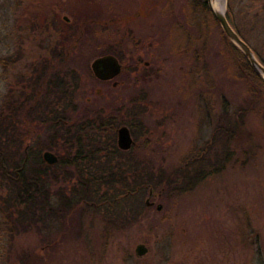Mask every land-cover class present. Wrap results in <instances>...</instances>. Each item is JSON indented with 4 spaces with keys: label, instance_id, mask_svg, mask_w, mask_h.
Returning a JSON list of instances; mask_svg holds the SVG:
<instances>
[{
    "label": "rangeland",
    "instance_id": "rangeland-1",
    "mask_svg": "<svg viewBox=\"0 0 264 264\" xmlns=\"http://www.w3.org/2000/svg\"><path fill=\"white\" fill-rule=\"evenodd\" d=\"M242 2L227 0V12L249 43L264 54V0H255L254 13L240 16ZM206 4L0 0V108L23 87L14 76L16 51L30 53V58L40 56V42L59 40L58 22L63 16L88 23L113 18L120 21L98 35L85 30L79 38V33L70 32V41H80L64 54L69 77L81 76L77 105L69 107L73 121L102 111L117 112L120 120L134 123L130 109L140 103L143 127L132 133L133 155L168 170L182 167L202 151L225 110L228 120H237L240 126L232 139L216 133L213 152L218 151L221 171L188 191L162 195L150 189L143 195L146 208L131 225L116 226L103 211L83 203L46 227L44 235L34 228L12 235L0 225V264H264V84L252 75H241L237 51L225 38L208 0ZM56 17L59 20L53 24ZM33 23L40 33H28ZM112 52L122 57L123 73L115 80L100 81L91 63ZM31 104L27 100V108ZM122 125L129 126L120 123L118 129ZM37 129L44 133L46 126ZM48 138L45 133L40 144H49ZM62 147L45 149L42 155L64 154ZM57 171L62 178V168ZM72 183L60 179L52 188H69ZM140 243L149 248L144 256L136 254Z\"/></svg>",
    "mask_w": 264,
    "mask_h": 264
},
{
    "label": "trees",
    "instance_id": "trees-1",
    "mask_svg": "<svg viewBox=\"0 0 264 264\" xmlns=\"http://www.w3.org/2000/svg\"><path fill=\"white\" fill-rule=\"evenodd\" d=\"M200 1L207 7L206 0ZM70 32H67V41L73 40ZM227 40L237 51L241 75H252L264 84V78L248 58ZM253 50L264 64L261 50L254 47ZM70 74L65 79L50 77L39 95L36 88L23 84L10 94L5 108H0V215L3 220L0 225L8 233L15 235L34 228L44 235L45 229L68 217L69 210L82 203L103 211L112 224L125 227L143 213L147 206L143 195L150 189L162 195L188 191L223 169V166L217 167L218 151L213 152L216 133L232 139L240 128L237 120H228V110L202 151L182 167L168 170L164 165L157 166L152 160L133 155L135 146L125 151L117 144L120 123L128 124L133 134L137 126L143 127L139 120L140 103H134L130 109L136 125L120 120L117 112L104 114L102 111L93 118L73 121L74 111L69 107L77 105L75 93L80 78L69 77ZM28 89L32 92L28 93ZM27 100L32 103L28 108ZM41 124H45L46 130L37 133ZM45 133L49 144L42 145ZM58 143L63 146L64 154H58V161L50 165L42 152L57 148ZM60 168L64 171L62 178L57 171ZM60 179L73 183L69 188L53 189V183L58 184Z\"/></svg>",
    "mask_w": 264,
    "mask_h": 264
},
{
    "label": "flooded vegetation",
    "instance_id": "flooded-vegetation-1",
    "mask_svg": "<svg viewBox=\"0 0 264 264\" xmlns=\"http://www.w3.org/2000/svg\"><path fill=\"white\" fill-rule=\"evenodd\" d=\"M87 1H90V3H91L92 1H97V0H87ZM242 4H243V6H242L241 10H239L240 16L248 15L249 13H254V7L257 5L255 0H243ZM225 13H226L227 18H228L230 24L232 25V27L236 30V32L240 35V37L253 49V47L251 46V44L248 41V38L241 32L239 26L236 24V19L233 16H231L230 14H228L227 8H226ZM57 19L58 18L56 17L55 20L52 19L51 22L54 24L56 21L59 20V19L58 20ZM90 21L91 22L88 23L85 20L71 19V18H67V16H63V21L58 22V23H60L59 28L56 27L60 31L59 40L54 41V42H50L49 40L42 41V42H40L41 48L39 45H36V47L40 48V51H41L40 56H38L37 58L32 56V58H30L29 57L30 53H25L24 51H16L17 55L15 56V58L13 60L14 61L13 70H14V76L16 77V79H18V83L20 82L19 85L21 84V86H22L23 85L22 83H24L22 81H24V80H26V81L30 80L32 83L29 85V82H27L26 85L36 88V94H37L42 88H44L45 81L50 79V77L65 79L67 74L70 73V71L68 69L69 66H67L68 60L65 59V56H64V54H66V48L68 49V46L69 47L75 46V45L80 43V41H78V40L77 41H67V39H66L67 33L66 32L71 31L73 34L79 33V38H80V35L82 36L83 32L85 33V30L87 32H93V33L98 35V33H100L101 30H103L104 28H108V27L112 26V24L120 21V19L115 20L112 18V19H109L108 21H101L99 19L98 20L92 19ZM37 28H38V26H36L33 23V24H31L30 28L27 31H28V33L29 32L33 33L34 31L37 30ZM91 28H92V31H88ZM37 32L40 33L41 32L40 29L37 30ZM223 33H224L225 38L227 39L228 36L225 34L224 30H223ZM47 36H49V34L46 35V37ZM28 42L29 41H27L26 43H28ZM44 43H45V45H44ZM23 44L24 43H22V45ZM52 48L54 50H51ZM49 52H51V54L53 53V55L51 56L49 54ZM107 54H113V53L100 54L96 58H98L100 56L107 55ZM113 55H115V54H113ZM116 57L122 63V71L119 74V75H121L123 73V70H124V65H123L122 59L118 56H116ZM92 63H91V68H92ZM135 70H136V68L133 69V71H135ZM92 73L94 74L93 70H92ZM94 76H95V74H94ZM115 78L111 79V80H106V81L100 80L98 78L97 79L100 81H103V82H108V81L115 80Z\"/></svg>",
    "mask_w": 264,
    "mask_h": 264
},
{
    "label": "water",
    "instance_id": "water-1",
    "mask_svg": "<svg viewBox=\"0 0 264 264\" xmlns=\"http://www.w3.org/2000/svg\"><path fill=\"white\" fill-rule=\"evenodd\" d=\"M211 10L230 41L243 52L255 71H257L264 78V64L259 60L254 50L240 37V35L232 27L226 13L216 12L212 8ZM92 70L98 79L104 81L111 80L121 73L122 63L115 55L107 54L104 56H100L93 61ZM117 144L120 149L125 151L130 150L133 147V145L135 144V140L129 126L122 125L121 127H119L117 132ZM43 157L49 164H55L58 161V156L51 151L44 152ZM147 203H149V201H147ZM158 209H162V205H159ZM148 251L149 248L144 243H140L136 247V254L138 256H144L148 253Z\"/></svg>",
    "mask_w": 264,
    "mask_h": 264
},
{
    "label": "bare ground",
    "instance_id": "bare-ground-1",
    "mask_svg": "<svg viewBox=\"0 0 264 264\" xmlns=\"http://www.w3.org/2000/svg\"><path fill=\"white\" fill-rule=\"evenodd\" d=\"M211 8L216 12H226L227 0H209Z\"/></svg>",
    "mask_w": 264,
    "mask_h": 264
}]
</instances>
